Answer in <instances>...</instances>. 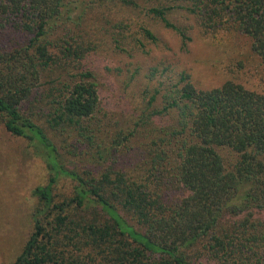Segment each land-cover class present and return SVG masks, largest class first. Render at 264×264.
Returning a JSON list of instances; mask_svg holds the SVG:
<instances>
[{"label":"trees","instance_id":"1","mask_svg":"<svg viewBox=\"0 0 264 264\" xmlns=\"http://www.w3.org/2000/svg\"><path fill=\"white\" fill-rule=\"evenodd\" d=\"M108 3L134 17L94 18ZM145 18L184 44L182 21L213 37L232 29L264 63V0H0V121L49 171L8 264H264V91L199 89L181 71L144 86L124 122L100 99L89 38L112 24L133 51L157 39Z\"/></svg>","mask_w":264,"mask_h":264},{"label":"rangeland","instance_id":"2","mask_svg":"<svg viewBox=\"0 0 264 264\" xmlns=\"http://www.w3.org/2000/svg\"><path fill=\"white\" fill-rule=\"evenodd\" d=\"M94 10V18L97 13L98 17L104 14L111 23L134 17L132 11L119 4L108 3ZM174 19H179V15L175 14ZM146 20L157 39L144 40L143 46L133 51L129 50L124 40L114 42L112 32L116 31L110 27L112 24L108 25L106 33L89 38L97 44V48L89 53L88 61L98 85L102 86L100 99L117 102L116 109L109 113L112 120L124 122L133 113L136 103H141L144 86L158 85L168 75L178 76L181 71L186 72L199 89L217 87L225 80H232L247 88L264 91V63L250 49L248 36L231 29L213 37L200 31L194 23L188 27L190 22L182 21L189 35L184 44L174 30L155 20ZM177 22L180 23V20ZM93 26L82 30L88 33L94 30ZM6 43L7 40H4L1 45ZM165 66L168 70L161 75ZM153 68L156 71L151 75ZM132 74L134 79L130 82ZM49 80L42 78L39 85H48ZM65 162L69 167L75 166L70 158ZM48 178L45 162L34 147L26 139L6 131L0 121V264L14 261L22 251L33 230L32 212L37 199L32 191L36 186L45 184ZM70 188L71 183L61 179L54 191L67 195Z\"/></svg>","mask_w":264,"mask_h":264}]
</instances>
